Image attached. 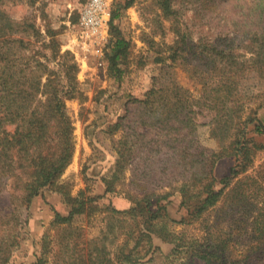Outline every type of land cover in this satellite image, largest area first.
Masks as SVG:
<instances>
[{"label":"rangeland","instance_id":"obj_1","mask_svg":"<svg viewBox=\"0 0 264 264\" xmlns=\"http://www.w3.org/2000/svg\"><path fill=\"white\" fill-rule=\"evenodd\" d=\"M258 1L135 0L131 7L120 9L114 22L129 43L119 79L109 70L115 35L111 25L105 43L82 49L78 22L88 0L33 4L13 0L2 7L15 23L32 27L25 35L26 49L20 52L15 45V53L24 61L43 64L38 71L44 72L43 82L52 80L46 96L52 91L74 96L64 99L67 122L47 123L48 141L41 142L43 156L52 157L60 150V127L70 123L73 156L62 174L29 203L26 187L32 178L19 158L14 157V170L0 174V235L10 246L8 264H120L121 255L137 242L140 255L148 252L144 235L151 236L152 248L137 264H209L197 252L215 250L219 241L227 248L213 264H264V147H254L264 146V135L249 134L254 140L252 163L246 173L231 178L233 138L226 134L224 120H212L217 113L221 118L228 108V113L236 108L232 103L211 107L226 92L220 89L221 76L212 78L204 63L208 42L222 44L226 38L243 47L249 30L263 29L234 24ZM109 2L113 11L125 0ZM166 3L170 11L164 10ZM155 87L164 99L155 102L158 113L162 103L174 104L177 94H185L180 96L181 118L193 119L191 134L179 121L171 124L181 132L155 125L146 115L149 110L135 103L146 100ZM239 94L247 97L243 119L251 109L257 110V121L264 127V80L256 71L245 74ZM117 123L122 127L116 129ZM134 131L142 137L136 138ZM223 149L227 154L222 157ZM213 179L214 192L222 194L215 205L194 213L203 206ZM77 197L97 199L70 222H58L57 214L67 217L72 210L69 199ZM145 200L152 203V211L157 204L167 205L170 218L183 223L160 218L152 222L154 233H149L142 218L130 213ZM183 244L187 247L179 248Z\"/></svg>","mask_w":264,"mask_h":264},{"label":"trees","instance_id":"obj_2","mask_svg":"<svg viewBox=\"0 0 264 264\" xmlns=\"http://www.w3.org/2000/svg\"><path fill=\"white\" fill-rule=\"evenodd\" d=\"M22 3H35L37 0H18ZM13 2V0H0V174H5L6 171L11 172L16 166L14 157H18L19 164L27 170V174L30 173L31 182L27 185L26 201L29 203L40 193V189L45 187L48 183H52L53 180L62 174L66 167L70 164L73 156V147L70 142V136L72 135V127L68 123V127L61 126L59 129V144L57 147L60 149L53 153V156L44 157L41 151V142L49 137L47 133V123L54 122L56 125L66 123L65 117V104L64 99L66 96L74 98L73 95L65 93L60 95L58 91H52L50 95H47L48 88L52 83L51 79H46L47 82H43L44 72H38L43 64L40 61H24V58L20 56L16 57L17 51L15 45H18V50L23 52L26 49L27 42L25 35L31 25L28 23H15L2 8L5 4ZM135 0H125L123 4H119V9L112 11L111 29H113V39L111 40L110 49L111 53L108 56L110 74L117 79L121 78L123 70L121 69V63L123 59H126L128 55L129 43L121 36L120 32L114 27L115 20L120 16V9H127L134 4ZM165 11H170L168 3L163 4ZM245 15L242 16L241 21L234 23L237 27L241 26H263L262 30H249L246 34L248 36V42L245 46H233L229 40L223 41L222 44L218 41L208 42L206 49L207 61H204L211 77L214 78L218 75L221 76L219 85L221 90L226 92L222 101H218L211 107L216 108L219 104L232 103V108H236L231 113L229 108L227 112L221 116L217 113L213 122L221 123L223 120L225 132L228 136L233 138L231 145L232 156H234V166L230 169L231 178H236L241 173H246L249 169L252 159L249 157L251 154V144L254 143L252 137L249 134L254 133L258 136L264 135V127L257 121L256 111L251 109L249 116L243 119L244 112L247 111V97L239 94V86L244 79V76L249 71H256L260 78L264 80V0H260L255 3L251 8L245 9ZM115 31V32H114ZM236 33V32H235ZM15 34H20L19 38H13ZM229 36V35H227ZM231 41V40H230ZM234 44V43H233ZM240 49H244L245 53L240 54L237 52ZM247 55H250L247 58ZM219 61V62H218ZM34 63L36 65H34ZM72 68L75 66L71 65ZM40 73V74H38ZM179 92V89H175ZM185 94H177L179 99L171 104L169 101L162 103L160 112L158 113L154 107L155 102L162 99L160 90L156 87L146 94V100H136L140 107L149 110L146 114L147 117L155 125H161L164 129L170 128L175 132H181V129L172 125V121H179L184 124L185 127L190 128V134L195 130L193 119H182L183 102L180 96ZM45 101L43 97H45ZM232 97V101L230 100ZM225 106V105H224ZM158 107H156L157 109ZM175 108V109H173ZM260 108V107H259ZM158 113V114H157ZM161 114V115H160ZM236 115V120L234 116ZM121 119L120 121H122ZM252 130L247 131L249 126H252ZM14 127V129H11ZM122 127V124L117 123L116 129ZM136 138L142 137L137 131H134ZM48 141L47 139L45 140ZM44 141V142H45ZM43 142V143H44ZM45 142V143H46ZM253 142V143H252ZM135 143L133 142L130 151L134 152ZM255 148L264 147L262 145L255 144ZM224 150V149H223ZM38 151V153H36ZM227 154L226 149L223 151L222 157ZM32 155V159H28ZM36 155V156H35ZM35 156V157H34ZM22 162V163H20ZM230 178V179H231ZM228 179V180H230ZM215 181L207 186L204 195L206 197L202 207L194 210V213H200L207 206L211 207L216 204L218 198L222 194L220 192H214ZM109 190L107 189L106 192ZM82 195V194H81ZM185 196V195H183ZM100 198V197H98ZM97 198L87 199L84 197H77L69 199V204L72 207L71 212L67 217H62L57 214V220L60 223L70 222L75 215L82 214L85 210L87 203L95 201ZM183 205H187L184 201ZM152 203L149 201H139L136 206L130 210V213L134 217L138 216L142 218L143 225L147 226L149 233H154L153 221L160 218L167 219L173 224H182L183 221L177 222L170 218L168 214L167 205L157 204L156 211H152ZM193 213V214H194ZM1 219V217H0ZM162 236V235H161ZM171 237V236H170ZM0 235V264L9 263V245H5V239ZM144 239L147 241L145 247L151 250L152 239L150 235H144ZM164 240L172 241L169 237H163ZM139 242L128 253H125L122 258H119L120 264H137V260H145L148 252L144 255H140L137 251ZM186 248L187 245H180L179 248ZM226 245L219 241L216 244L215 250H207L205 253H198L202 259H205L209 264L218 258V253L225 252ZM182 249V248H181ZM191 249L189 247L187 251ZM176 251H180L177 250ZM215 251L214 253H212ZM193 254V251H191ZM136 258V259H135ZM133 259L136 260L133 263Z\"/></svg>","mask_w":264,"mask_h":264},{"label":"built area","instance_id":"obj_3","mask_svg":"<svg viewBox=\"0 0 264 264\" xmlns=\"http://www.w3.org/2000/svg\"><path fill=\"white\" fill-rule=\"evenodd\" d=\"M112 11L109 0H88L80 11L79 40L84 51L97 48L108 39Z\"/></svg>","mask_w":264,"mask_h":264}]
</instances>
